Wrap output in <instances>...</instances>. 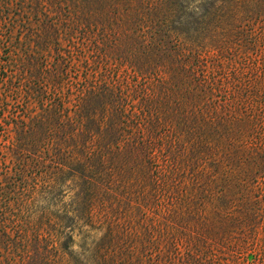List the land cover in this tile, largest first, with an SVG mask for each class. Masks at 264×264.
<instances>
[{
	"label": "trees",
	"instance_id": "trees-1",
	"mask_svg": "<svg viewBox=\"0 0 264 264\" xmlns=\"http://www.w3.org/2000/svg\"><path fill=\"white\" fill-rule=\"evenodd\" d=\"M0 264H264V0H0Z\"/></svg>",
	"mask_w": 264,
	"mask_h": 264
},
{
	"label": "rangeland",
	"instance_id": "rangeland-1",
	"mask_svg": "<svg viewBox=\"0 0 264 264\" xmlns=\"http://www.w3.org/2000/svg\"><path fill=\"white\" fill-rule=\"evenodd\" d=\"M102 234H103V232L93 233V234L91 235L90 240H89L87 243H88V244H91V243H93V242H98V241L100 240ZM255 258H256V256L254 255V256H253V259H255Z\"/></svg>",
	"mask_w": 264,
	"mask_h": 264
}]
</instances>
